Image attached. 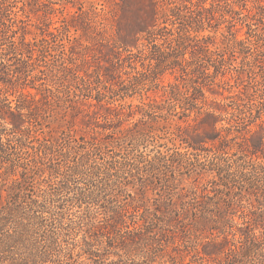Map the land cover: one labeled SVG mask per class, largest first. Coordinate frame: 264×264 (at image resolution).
I'll return each mask as SVG.
<instances>
[{
	"label": "trees",
	"instance_id": "obj_1",
	"mask_svg": "<svg viewBox=\"0 0 264 264\" xmlns=\"http://www.w3.org/2000/svg\"><path fill=\"white\" fill-rule=\"evenodd\" d=\"M33 1L42 3V0ZM78 6L81 11L83 3ZM37 7L35 4L28 10L21 9L18 17V11L0 1V42L9 44L3 54L12 55L15 61L13 69L0 63V86L8 89L18 81L23 86L15 99H10L14 93H2L0 88V130L7 129L18 135L17 140L9 144L5 133L0 131V264H43L51 260L50 255L57 250V237L41 246L45 251H37L35 243L28 242V223L24 220L36 218L24 217L21 212L23 203L29 210L37 203L24 201L31 184L28 175L30 172L33 176L42 174L49 155L70 157L74 162L57 189L66 188L72 177L83 175L89 180L96 179L97 189L103 193L125 191L136 185L141 199L148 191L159 195L153 201V209L143 208L139 214L136 206L132 208L133 214L125 211L129 215L123 214L122 207L108 206L107 214L113 222L91 223L97 236L84 240L85 247L80 249L88 259L99 260L100 264H165L164 245L180 237L185 250L193 253V264H264L263 38L262 45L258 46L264 34H252L259 25L264 27L261 1L211 0L210 20H216L217 26L224 24L229 29L240 22L247 27L245 39L222 34L221 45L214 50L204 45L203 37L197 36L203 27L188 25L178 29L165 19L167 21L160 23L162 26L153 24L151 29L139 31L145 33L142 37L145 44L142 43L140 49L137 47V58L142 67L146 62L145 67L152 72L150 85L156 86L158 75L166 70L180 72L181 83L168 85L160 100L142 99V93L148 90L140 83L143 72H135L127 81L119 77L116 81L114 74L91 76L74 66L71 46L66 51L65 46L59 48V43L66 38L71 45L76 39L70 36L71 29L75 34L81 30V37L86 40H89V31L64 17L60 25L53 28L55 32L43 31L39 39H29L31 33L23 29L24 19L28 21L31 15H37ZM199 24H203L201 19ZM253 25L257 26L256 30L251 28ZM158 39L169 43L168 51L154 44ZM58 49L61 51L57 54ZM125 50L131 64L134 53L127 45ZM35 53L37 57L33 58ZM230 58L241 61L242 72L238 73L241 76L237 75L242 92L239 90L236 95L227 96V102L209 107L202 88L215 85L216 79L225 75ZM35 59L45 64L48 79L41 78L43 71H39V75L31 74V62ZM244 77H247L246 84ZM27 87L43 92L44 101L36 100V95L27 91ZM136 96L140 97L139 104L126 102ZM86 106L103 107L106 112L103 118L117 121L114 127L117 131L111 133L116 135L112 139L116 147L110 146L112 154L103 163L89 164L87 156L100 149L98 146L106 149L108 146L95 138L86 140L85 132L77 135L68 127L57 135H50L49 139H40L34 129L36 124L30 121L36 119L34 122L38 123V114L44 119L47 115L42 114L55 111L56 117L61 119L69 114L71 119L81 116L93 119L89 125L98 124L97 113L90 116L84 109ZM136 115L138 118L131 126L120 127L122 121ZM221 122L226 124L222 126ZM103 130L109 128L105 126ZM149 138L166 139L172 147L161 144L165 151L152 156L144 154L141 149L147 147ZM120 143H128L130 147L123 152L119 149ZM59 172L60 169H54L52 174ZM206 173L212 178L183 192L184 187L180 186L184 177ZM40 191L48 193L44 189ZM174 196L177 202L173 201ZM76 199H85L83 192ZM236 217L242 220L241 224L235 221ZM128 218L132 230H129ZM52 229L55 232L54 224ZM236 237L238 245L232 242ZM16 249L29 250V253L26 258L18 259L14 256ZM111 255L116 259L109 260Z\"/></svg>",
	"mask_w": 264,
	"mask_h": 264
},
{
	"label": "rangeland",
	"instance_id": "obj_2",
	"mask_svg": "<svg viewBox=\"0 0 264 264\" xmlns=\"http://www.w3.org/2000/svg\"><path fill=\"white\" fill-rule=\"evenodd\" d=\"M5 4L9 5L11 10L18 11V17L21 16V9L28 10L30 7H35L38 10L37 15H31L30 18L24 19L23 29L30 31L29 39L36 38L39 39L43 31L55 32L54 27L59 26V21L64 17L68 22H72L77 27H84L88 29L89 33L87 38L81 37V30L78 34H75L73 29H71L70 36L76 39L72 41L71 45H68L66 38H63V42H60L59 48L65 46V50L71 46L74 54L72 57V63L74 66L82 69L84 73L94 76L98 75H113L117 77L116 81L120 80L127 81L132 79L135 72H143L144 74L140 78V83L148 89L142 93V99H157L160 100L161 96L168 90V85L181 83L180 72L176 69L166 70L156 79V86L150 85L152 79V72L148 71L149 68L145 65L142 67L141 60L137 58V49L141 47L142 43L145 44L142 37L145 33H139V31H145V29H151V25L156 24L157 26H162L160 23L163 21H171L174 23V27L182 29L188 25L194 27H203L197 36L205 39V44L210 50L221 45L223 40L222 34L224 36H230L233 34L238 40L245 39L247 27L236 23L234 28H227L224 24L217 26L218 22L216 20H210L211 11H209L211 0H62L58 2L56 0H51V3L47 0H42V3H38L33 0H0ZM261 4L264 5V0ZM83 3V8L81 11L78 10L79 3ZM53 3V4H52ZM224 9V8H223ZM171 10V11H170ZM165 12V13H164ZM156 14V22L153 17ZM167 17L165 18V16ZM167 19V20H165ZM203 24H199V20ZM208 22V23H207ZM87 23H90L87 25ZM168 23V22H167ZM255 25L251 28L256 30ZM167 28H171L167 24ZM262 29V30H261ZM264 27L258 26L257 32L252 34H257L261 36L264 34ZM85 33V32H84ZM138 33V34H137ZM45 34V32H44ZM138 37V38H136ZM264 36L260 37L258 40V46L263 43ZM154 44L165 51L169 50V43L162 42L161 40H156ZM8 43L6 41L0 42V63H2L6 68L13 69L15 61L12 55L3 54L4 50L8 48ZM57 45V47H58ZM125 45L127 49L134 53L132 56V63L129 64L126 57L128 52L125 50ZM138 47V48H137ZM254 47V45H253ZM61 51L58 49L57 54ZM37 57V53L34 54L33 58ZM264 63V62H263ZM31 74L39 75V71H43L41 78L48 79V71L46 70L43 61L34 60L31 62ZM241 61L239 59L230 58L225 67V75L219 76L215 85L203 86L202 91L204 93L207 105L209 107H215V104H221L227 102L226 97L230 95H236L240 90L242 92V86L238 77L241 76L238 73L242 72ZM5 70V69H4ZM211 72V71H210ZM239 76H238V75ZM83 75V72H80ZM119 77V78H118ZM15 79V78H14ZM12 79V80H14ZM139 79V80H140ZM247 77H244V84ZM227 82V84H224ZM220 85V86H219ZM10 87L0 86L1 92L14 93L10 96V99H15L19 92L23 88L21 82H14ZM40 90V89H39ZM32 95H36V100L43 102L41 93L37 90H33L27 87ZM140 97L136 96L133 99H127V103H132L133 105L139 104ZM39 102V104H41ZM92 103H95L92 101ZM214 103V104H213ZM78 103L77 105H79ZM207 106V107H208ZM42 107L46 108V105ZM208 107V108H209ZM86 111L89 112L90 116L93 113H97L98 124H88L92 123L93 119L82 118L78 116L76 119H71L70 115L63 119L59 116L56 117L54 112H48L45 115L46 118L42 119L41 116L37 115L38 123H35L34 119L30 120L36 124V135L42 139L50 138V135H57L62 129H67L70 127L76 131V134H83L86 140L95 138L99 142L108 146V149L98 146L100 149H95V151L87 156L89 164L94 161L98 163H103L104 159L109 158L112 154V147H116V142L113 143L114 137L116 135H111V133H116L117 130L114 127L117 125L115 118L112 120H105L103 115L106 114L105 109L87 106L84 107ZM123 111H120L122 113ZM216 114H219L217 111ZM225 115L222 114V118ZM138 118L136 115L133 119L129 121H122L121 128L131 126V123ZM222 126L226 122H221ZM27 125V123L25 124ZM87 125L88 128H87ZM108 127L109 130H103V127ZM221 126V125H220ZM218 126V127H220ZM114 129V130H113ZM5 133L4 137H7L9 144H13L18 135L11 133L9 130L3 131ZM110 136V137H109ZM98 141H95L98 143ZM82 144L81 141H78ZM34 144V143H32ZM31 144V145H32ZM107 144V145H106ZM119 144V142L117 143ZM122 144L119 149L126 150L130 147L128 143ZM161 144H166L167 148H171V143L168 140H158V139H148L147 147L142 148L141 151L144 154H149L150 156L156 154L159 151H165L164 148L160 147ZM177 147V144H176ZM181 151H183L181 149ZM124 152V151H123ZM124 153H122L123 156ZM74 165L73 159L70 157H58L49 155V158L45 160L44 172L42 174L34 175L30 172V190L26 196L25 202L31 204V201H36L37 203L31 206L33 210L27 208L26 203H23L22 215L24 217L34 216V220H24L28 223L26 228L28 231V242L35 243V248L37 251H45L43 247L49 243L51 238L57 237L59 244L57 245V250L53 251L51 260L43 264H100V261H92L89 256L81 251L80 249L85 247L84 240L89 241L96 238V231L91 226L94 225H108L113 222L110 214H107L108 206H119L125 211L131 212L132 208L136 206L139 210L138 214L142 209L150 208L153 209V201L159 198L157 192L148 191L146 196L141 199L140 193L137 192L136 185L134 188H128V190L117 189L114 191L101 192L97 189V180L88 179L85 176H75L70 179L68 186L62 190L57 189L59 185L65 180V175L69 173V167ZM60 169L59 174H52V171ZM54 173V172H53ZM198 178V179H197ZM211 175L206 173L202 176H197L196 174L191 175V177H184V182L180 186L184 187L183 192L190 190L194 185L198 183H205L208 179H211ZM2 179H5L2 176ZM197 179V182L194 180ZM130 182L132 178L128 179ZM197 183V184H196ZM137 184V183H136ZM179 187V188H180ZM40 189L47 190V194L40 191ZM84 194L85 199L78 200L79 193ZM182 192V191H179ZM130 193V196H129ZM106 194V195H105ZM106 197H103V196ZM212 195V194H210ZM132 196V197H131ZM173 201H176V196L173 197ZM245 204V203H244ZM256 205L255 202H253ZM126 209V210H125ZM135 209V210H136ZM131 214H133L131 212ZM136 214V212L134 213ZM30 215V216H29ZM128 221L129 230H132V223L129 218ZM238 224L242 223V220L238 217L235 218ZM55 225V232H52V226ZM79 224V225H78ZM237 239L232 240L233 244H237ZM26 243V242H25ZM16 254L14 256L18 259L26 258L29 250H15ZM165 264H193L192 256L193 253L185 250L183 242L180 237L175 238L173 242L168 241L167 245H164L163 250ZM116 257L110 256L109 260H115ZM31 264V263H29Z\"/></svg>",
	"mask_w": 264,
	"mask_h": 264
}]
</instances>
